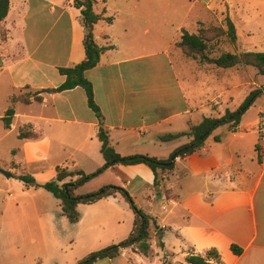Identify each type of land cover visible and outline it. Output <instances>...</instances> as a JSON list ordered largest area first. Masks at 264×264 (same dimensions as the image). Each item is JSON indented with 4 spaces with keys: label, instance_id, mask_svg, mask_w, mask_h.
Wrapping results in <instances>:
<instances>
[{
    "label": "crops",
    "instance_id": "obj_1",
    "mask_svg": "<svg viewBox=\"0 0 264 264\" xmlns=\"http://www.w3.org/2000/svg\"><path fill=\"white\" fill-rule=\"evenodd\" d=\"M95 1L97 13L105 9L106 16L114 18L111 26L105 22L95 25L94 34L99 45L112 44L115 49L103 54L98 65L85 74L102 120L88 107L82 88L55 92L65 81L58 70L85 58L81 13L73 0H10L9 13L0 22V74L8 75L18 91L26 87L43 91L41 103L27 106H37L35 109L21 116L15 112V118L24 119L21 128L31 126L38 135L21 141L48 153L52 148L66 150L65 142L71 138L78 142L72 148L76 157L93 168L86 170L77 159L74 165L86 174L93 173L104 164L103 157L98 159L102 123L110 145L122 157L143 155L166 160L191 138L160 142L159 137L187 132L204 118H212L206 116L210 115L206 108L219 117L224 115L230 109L222 106L223 101L231 99L232 87L244 86L229 85L232 74L226 71L252 67L225 70L201 65L181 52L202 71L204 79H193L188 66L173 52V48L179 49L176 44L183 26L168 20L167 8H142L134 1L120 0L117 10L110 8V0ZM190 1L231 20L237 35L234 53H264V0ZM193 81L202 85L195 86ZM263 109L254 122L244 121L246 112L237 131L219 128L200 151L178 157L172 172H159L157 188L152 171L144 164L115 166L104 174L109 172L113 183L131 195L162 202L161 225L155 220L158 232L163 239L166 235L178 238L186 252L184 259L189 254L206 257L208 251L215 250L219 264H264V160L260 161L256 152ZM217 136L221 137L219 142ZM53 175L55 178L56 170ZM117 200L118 196L108 197L92 206ZM80 206L84 205H79L78 211ZM30 217L28 212L0 227V240L7 248L0 249V264H19L34 253L35 249H24L31 236L20 229L21 223L28 229ZM21 231L23 238L19 237ZM232 245L241 248L242 254L234 255Z\"/></svg>",
    "mask_w": 264,
    "mask_h": 264
},
{
    "label": "rangeland",
    "instance_id": "obj_2",
    "mask_svg": "<svg viewBox=\"0 0 264 264\" xmlns=\"http://www.w3.org/2000/svg\"><path fill=\"white\" fill-rule=\"evenodd\" d=\"M133 1L142 8L159 6L167 8L168 20L172 18L173 21L182 24V29L192 34H195L201 27L204 37L208 40V53L211 57H218L223 52H235L222 32L226 27L225 14L222 16L203 5L193 4L190 0H130V2ZM121 5L120 0H110V8L120 9ZM150 16L154 18L156 15L152 13ZM173 52L188 66L190 77L204 79L202 71L195 62L182 56L180 49L173 48ZM246 69H240V72L236 69L226 71L228 75L232 74V79L228 80L229 85L244 84L237 88L232 87L231 99L223 101L222 106L232 111L239 108L252 92L260 89L257 87L264 86V76L259 75L253 68ZM252 82H255V86H252ZM192 84L202 85L200 81L198 83L193 81ZM18 94V90L13 88L8 75L0 74V227L3 228L6 223L15 222L28 212L32 214L28 229L24 223L20 224V229L24 231V234L31 236L26 241L24 249H35V251L19 264H77L91 253L117 246L127 240L132 232L135 216L134 211L120 195L116 202L105 201L95 206H80L81 219L75 225L70 224L62 216L60 202L51 194L41 189H27L21 181L11 177V175H28L33 177L37 183L44 184L54 179L53 173L55 174L58 167L68 168L70 171L77 168L86 174V171L74 165V160L81 161L72 151V148L78 144L77 141L69 138V141L65 142L68 147L66 150L60 151L59 148H52L48 153H44V151L40 152L32 148L31 144L26 141L18 139L19 130L22 129L21 124L24 122L23 118L14 117L11 129H4L1 119L10 106V97ZM263 106V94L258 95L245 114L244 121L251 123L258 119V112ZM33 107L27 108L26 105L20 103L14 106L15 112H18L20 116L27 111L31 112L37 106ZM206 109L210 114L206 115L207 117L219 118L216 112L209 108ZM207 111L204 110L205 114ZM101 155L98 159L99 157L102 159ZM81 162L85 164L86 170L93 168L89 163ZM3 172H9L10 178L7 179ZM101 175L87 182L79 188L77 193L88 195L109 185L123 188L113 183L114 178L109 172ZM130 196L139 209L148 215L151 214L154 221L158 219L161 225L163 213L161 212L162 202L159 199L150 200L140 194H130ZM164 204L167 205L166 202ZM159 227L158 225L154 227L153 224L150 227L151 249L148 255L140 254L137 248H130L123 250L121 256L115 260H98L94 264H187L184 259L186 252H183L184 249L178 238L174 235H166L163 239L158 232ZM22 231L19 232L20 238L24 236ZM162 240L165 243V249L160 247ZM21 242L20 247H23L24 239H21ZM0 249H7L1 240Z\"/></svg>",
    "mask_w": 264,
    "mask_h": 264
},
{
    "label": "trees",
    "instance_id": "obj_3",
    "mask_svg": "<svg viewBox=\"0 0 264 264\" xmlns=\"http://www.w3.org/2000/svg\"><path fill=\"white\" fill-rule=\"evenodd\" d=\"M103 2L105 3L106 0H103ZM95 4V0H73V6L80 10L81 13L80 22L84 29L83 47L85 58L81 63L73 67L60 68L58 70L60 75L65 77V81L55 92L62 93L74 90L75 88H82L87 97L88 107L96 114L98 119L102 120V115L94 100L92 84L85 78V74L98 65L103 54L115 49L112 44L107 46L99 45L94 34L95 25L99 22H105L108 26H111L114 18L106 16L105 9L101 13H97L94 9ZM9 8L10 0H0V22L4 21L7 17ZM225 22L226 27L223 28L222 32L228 39L229 44L233 48H236L237 35L235 27L228 17L225 19ZM200 28L196 34H189L184 29L181 31L182 35L176 46L186 58L195 60L201 65H213L225 70L236 67H252L259 75L264 76V53L223 52L218 57H211L208 53V40L203 35V29ZM24 90L28 92H23ZM18 93V95L10 97V106L1 119L5 130L11 129L15 117L14 106L17 103L28 106L32 103H41L43 101L41 97L43 91H34L26 87L19 90ZM262 94H264V86L252 92L242 105L234 111L226 110L224 115L219 118H204L198 125L191 126L187 132L159 137L160 142H171L183 136L191 138L188 144L175 149L166 160L143 155L122 157L110 145L108 131L100 123L98 139L101 143L100 151L104 159V164L95 172L85 174L77 168L70 171L68 168L58 167L55 178L44 184L37 183L33 177L28 175H11V177L21 181L27 189H41L51 194L60 202L62 216L70 224H77L80 220V213L77 210L79 205H93L105 198L116 197L118 195L128 203L129 207L134 211L135 217L132 232L127 240L117 246L91 253L77 264H94L98 260L104 259L112 261L121 256L123 250L130 248H137L140 254L146 256L151 249L149 232L154 219L135 205L130 194L124 188L109 185L95 193L79 195L77 194L79 188L115 166H136L140 164H144L150 168L155 178L154 186L159 187V171L172 172L175 168V160L178 157H184L200 151L207 138L215 130L226 127L229 131H237L242 116L250 109L255 97ZM36 138H38V135L33 131L31 126H24L19 130V140H33ZM215 140L219 142L221 137L217 136ZM160 247L163 248L164 245L161 243ZM231 251L237 256L242 254V249L234 245L231 246ZM185 262L187 264H219V255L215 250L208 251L206 257L189 254L185 258Z\"/></svg>",
    "mask_w": 264,
    "mask_h": 264
},
{
    "label": "built area",
    "instance_id": "obj_4",
    "mask_svg": "<svg viewBox=\"0 0 264 264\" xmlns=\"http://www.w3.org/2000/svg\"><path fill=\"white\" fill-rule=\"evenodd\" d=\"M258 134H259V142L256 147V152L258 158L263 161L264 160V109L259 114V123H258Z\"/></svg>",
    "mask_w": 264,
    "mask_h": 264
},
{
    "label": "water",
    "instance_id": "obj_5",
    "mask_svg": "<svg viewBox=\"0 0 264 264\" xmlns=\"http://www.w3.org/2000/svg\"><path fill=\"white\" fill-rule=\"evenodd\" d=\"M47 93H50V91L48 90V91H46ZM3 174H4V176L7 178V179H9L10 178V173L9 172H3ZM153 225H154V227H156L157 225H156V221H153ZM160 235H161V233H160Z\"/></svg>",
    "mask_w": 264,
    "mask_h": 264
}]
</instances>
